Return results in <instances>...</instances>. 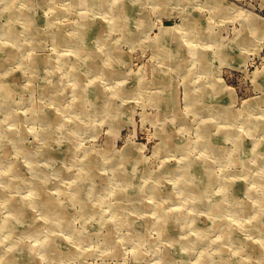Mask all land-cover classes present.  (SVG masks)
I'll return each mask as SVG.
<instances>
[{
  "label": "rangeland",
  "instance_id": "1",
  "mask_svg": "<svg viewBox=\"0 0 264 264\" xmlns=\"http://www.w3.org/2000/svg\"><path fill=\"white\" fill-rule=\"evenodd\" d=\"M12 2L16 14L27 12L32 21L29 27V21L10 18L11 6L0 0V264H12L4 259L8 254L17 264H166L162 259L166 250L174 256L175 264H181L184 249L160 237L154 223L164 212L172 213L168 226L176 235L194 237L195 242L185 246L191 247L185 263L206 254L214 264L232 252L239 253L238 260H245L249 252L248 260L261 264L263 260L255 255L252 245L245 248L231 243L227 253L216 249L208 241L216 236V229L200 239L195 223H207L208 210L201 211L200 206L198 210L195 199L186 205L179 203L176 182L167 168L182 167L186 162L208 163L204 173L198 170L205 178L215 177L203 194L208 209L230 174H244V165L237 159L240 148L229 133L247 140L242 141V151L252 140H263L262 132L250 136L245 131L244 119L251 113L264 123V0H108L123 7L118 10L120 16H130L121 20H114L116 12L105 10V2L98 0ZM187 14L194 15L205 28L200 30L204 35H199L200 31L187 35ZM49 19L54 22L51 27L62 30L67 40L78 28L87 31L90 23L106 24L103 30L107 36L102 38L110 39L109 52H116L112 62L117 75L110 78L100 70L98 74L90 71L82 80L84 85L98 81L102 98L94 104L82 101L78 114L65 113L63 121L54 118L55 114L68 112L75 95L65 68L30 66L33 59L67 57L72 62L75 58L70 40L57 42L47 34ZM36 21L41 24L37 31L33 27ZM128 23L135 32L131 41L125 30ZM8 24L24 33L16 43L19 47H12L23 50L18 56L8 54L12 44L4 32ZM165 30L177 37L162 35ZM95 44L98 59H109L107 46ZM50 85L51 93H45ZM116 85L126 87L128 93L116 94ZM60 92L63 97L55 101ZM208 94L212 106L206 100ZM105 99L111 100L113 111L100 115L98 102ZM253 100L255 107L250 106ZM202 125L207 127L212 148L202 145L206 142ZM72 126L77 130L71 153L63 156L65 141L70 139L58 130ZM165 135L178 148L165 145L160 149L166 143ZM128 146L134 152L123 163L124 168L120 153ZM222 148L229 150V158L221 157ZM108 151L109 157L99 165L100 154ZM135 157L140 158L142 168ZM86 162L99 174L85 176ZM123 173L127 182L121 179ZM249 173L247 182L254 187L251 178L255 171ZM152 184L158 185L160 195H152ZM254 188L263 198L264 186ZM39 190L44 195L39 196ZM131 190L137 195L134 199L128 197ZM167 191L175 195L168 197L163 193ZM45 196L52 199L55 209L51 201H44ZM177 213L185 217L180 219ZM234 232L251 236L247 230ZM136 235H140L136 245L126 238ZM260 249L264 256V244Z\"/></svg>",
  "mask_w": 264,
  "mask_h": 264
},
{
  "label": "bare ground",
  "instance_id": "2",
  "mask_svg": "<svg viewBox=\"0 0 264 264\" xmlns=\"http://www.w3.org/2000/svg\"><path fill=\"white\" fill-rule=\"evenodd\" d=\"M12 1L13 0H4L5 3H8L9 6H11V7H8V12L10 14V18H21L25 21H29L27 23L30 27V23L32 21V17L30 16V14L27 12H24V13L20 12L19 14H16V11L14 10V8L12 6V3H13ZM89 1H91V0H89ZM98 2L100 4L105 2V5H104L105 10L111 8L112 10H114L116 12V15L114 14V16H115L114 20H121V19L130 18V16L127 15L128 13L125 14L124 17H123V15L120 16V14L118 13V10L119 9L122 10L123 7H118L119 6L118 3L117 4H111L108 2V0H98ZM122 2H123V0H122ZM108 4H111L110 7L107 6ZM63 9H66V8L63 7ZM58 12H60V10L55 11V13H58ZM185 21H188V24H187L188 26L186 25V30H185V31H188L187 35H189V31H195L196 32V31H200V30L205 29V28L200 27L198 20L192 14L185 15ZM39 23H37V21H36V24L34 23L33 27H34L35 31H37L38 27L41 25ZM43 23H45V22L43 21ZM48 24L50 26L47 30V34L49 36H53L57 42L67 40L64 38L67 35L62 33V30H60L59 28L55 29V28L51 27V26H54L53 25L54 22L52 19H49ZM114 24H117V23L115 22ZM90 25L91 26L89 27V29L87 31H85L81 28H78L76 31L73 32L76 34H73V33L69 34V35H73V37H74V39H71L73 37H71L69 39L74 45V56H75V58H73L72 62H71L70 58L61 57V58H58L56 61L50 60V59H40L41 62H39V61H37V59H33V60H31V63H30V66L32 68H38V69H40V68H51V69L65 68L64 72L66 73V76H69L70 79L72 80V82L74 84V93H75L74 100L72 102L73 107L71 105L68 112L67 111L62 112V110H60L59 112L57 111V113L55 114L57 117H54V118L58 119L59 121L60 120L63 121L62 118L64 117L65 113H67L70 116L78 114V112L81 110L79 108V106H80L82 101H85V102L88 101L89 103L94 104L96 102V100H98V98H102V95L104 92H103L98 81L93 80L94 82L92 81V83H89V85L82 84L83 77L88 72L93 71V72H97V74H98L101 71V72H104L107 75V77H110V78L114 75H117V72H118V68L115 67V64H114L115 62L114 63L112 62V56H115L116 52L115 51L109 52L112 50V48L109 47L110 46V44H109L110 39L102 38V36H107V34H104L107 31H104L105 29L103 30V28L105 27L106 24L99 23L97 25H95V24L92 25V23H90ZM122 25L124 26V23H122ZM11 26H12V24H10V25L8 24L4 30V32L7 34L8 37H10V41L12 42V44H9L10 48L8 49V54L13 55V56H15V55L18 56L19 53H22L23 50L18 49V51L17 50L14 51V50H12V47H19V45H17L19 42V38H20V36H23L24 33H23V30H20V29L13 30L11 28ZM77 26H79V25H77ZM130 26L131 25L128 23L126 25L125 30H126L127 36L130 37L129 40L131 41V40L135 39L134 38L135 32H133V30L130 29ZM25 30H27V29H25ZM30 30L33 32V35L35 37L38 35L32 29H30ZM200 32L201 33H199V35H202L203 34L202 31H200ZM26 34H28V33H26ZM162 35L177 37L175 35V32H171V30H168V31L165 30L164 34H162ZM87 37L89 39H87ZM69 40H67V41H69ZM177 41L180 42L179 37H178ZM96 42L102 43V45L99 48H103L104 46H107V49H108L107 53L109 55H106V56L109 59H106L104 61H100L98 59V57H99L97 55L98 50L95 48ZM23 48L25 49L24 46H23ZM168 51H169V53L171 52L170 50H168ZM196 54H197L198 58L201 56V54H198V53H196ZM102 57H103V55H102ZM0 83H2V81H0ZM54 83H56L55 80H54L53 84ZM117 86L118 85H116V87L114 88L117 91L116 94L123 95V94L128 93L126 87H124V86H118L117 87ZM52 88H53V85L46 87L44 89L45 93H51ZM114 89L112 90V92L115 93ZM62 94H63L62 92H60V95L56 94L55 95L56 96L55 101L59 100V98H62L63 97ZM153 97H155V96H153ZM205 97H206V100H209L208 103H210V105L212 106L211 96L208 94ZM154 99H156V97ZM255 103L256 102L254 100L251 101L250 106L255 107ZM9 105L10 104H7L6 107H9ZM98 105L99 106H97V107L100 108V110L99 109H97V110H99L98 114H100V115H104V114L109 115V113H111L113 111L112 110L113 104H112L111 100H109V99H105L100 104L98 102ZM220 105L222 108L226 107V105H222V104H220ZM204 107H207V105H205ZM74 111H76V112H74ZM85 112L86 111H83V113H85ZM250 114L251 113H248L245 116V119H244L245 128L244 129L250 136L253 134V132H257V131L262 132V135H263L262 141L263 142L262 141L258 142L254 139V140H252L253 142H251L252 143L251 146L249 144L245 143L246 144L245 146L248 148H247V150L242 151L243 147H244L242 141L247 142V140L245 141V139L242 137H240L242 139V140H240L238 138L239 136H237V135L233 136L234 133L233 134L229 133V137H232L235 141V144H237V147L240 148V153H239V156L237 157V159L239 161H241V163L244 165V174L240 175V176L230 174V176H228V178L225 179L223 186L219 190V194H218L219 197L217 198L214 205H211L209 207L210 209H208L206 203H203L205 200V197L203 194H205V191H207L208 186L210 184H212V181L214 180L215 177H211V175H206V178H207L206 179L205 177L198 174V170H201L202 173H204V169H207L209 166L208 163L206 165L189 164L190 165L189 166L186 162V163H184V165H182V167L174 166V168H167V169L169 171H171L172 177L176 182V185L174 187H175V191H176L175 194H176V197H178L179 203L186 205V203L195 199L196 202L199 204L198 210H199V206H200L201 211H207L208 210V216L206 218L207 223H206V221L200 225H196L197 223H195L197 232L200 234V239H206L208 236L207 235L208 231L210 229H216L217 230L216 236L208 238V241L211 244H213V246L216 249H218L222 253H227L230 251V244L231 243H232V245H234V244L244 245L245 248H247V247L250 248L249 246L252 245L254 247L253 251L255 252V255L257 257H259V259L263 260L262 262L260 261V263L264 264V256L262 254L263 251H262V249H260V246L262 244H264V197L259 198L258 195L256 194L257 191L254 188L255 186H261V187L264 186V158H263V156H264V123H263V119L255 117V116H251ZM114 115H115V113L111 116L114 117ZM262 116H264V115L262 114ZM217 117H219V114H217ZM60 125H61V123H60ZM90 129H91V127H90ZM206 129H207L206 126H204V125L200 126V130L202 131V135L204 134L203 136H204V138H206V142L202 143V145L206 146L207 148H212V146L214 144L211 142L209 137L206 135V132H207ZM76 130H77V126H72V127L68 128L66 131H64L63 128H59V130H58L59 135L60 134L63 135V132H64V138L67 137L68 140L70 139L69 141H65L67 145L63 147V151H62L63 156L67 155L68 153H71L69 150L72 149V138H74ZM166 137H167L166 135L163 137V140H165L166 143H163L162 145H160V149H162L165 145H168L169 147L178 148L177 144H174L172 141H170ZM123 151H124V154L120 153V155H122L121 156L122 157V166L124 168H126V165H124V164L126 161L128 162V160H129L128 157L131 155L130 153H132L134 151H132L130 146H128L126 148V150H123ZM219 153H221V155H222L221 157H223L225 159L230 157V153H229V150L227 148L220 149ZM72 154H73V152H72ZM79 155H80V153H79ZM109 155H110L109 151L104 152V153L102 152L100 154V161L98 164L103 165V163L109 157ZM132 156H134V155H132ZM135 158H137V163L140 166V168H142L143 163L140 162V158L139 157H135ZM253 167H254V169H253ZM93 168H95L94 165L92 166V164L90 162H86L83 174L85 176H88V177H92L93 175H98L99 174L98 170H95ZM251 170L255 171L254 176L251 178L252 181L254 182V185H255L254 187L251 186L250 182H247V178H248V175L250 174L249 172H251ZM35 175H37V173H35ZM159 176H161V175L159 174ZM127 177L128 176L125 175V173H123L121 179L124 180L125 182H127ZM156 180H158L157 177L155 178V181ZM192 181H193V184H192ZM194 182H197V183L194 184ZM76 185H75V187H76ZM128 190L130 191V189H128ZM171 191H167V192H163V193H165L166 196L171 197V196L175 195ZM38 193H39V196L44 195L40 190L38 191ZM151 193L153 196L161 194L158 185L157 186L155 184L151 185ZM111 195L113 196V194H111ZM128 197L131 199H134L137 197V195L135 192H132V190H131ZM45 199L48 200V202L51 201L52 203H50V202L49 203H50L52 209H55L54 208L55 204H53L52 199L46 197V198H44V201H45ZM254 205H255V208L252 209V207ZM187 208H191V206H189ZM225 210L227 213H225L224 215H221L219 217L216 216V213L218 214L219 212L225 211ZM252 213H254V214L251 215ZM171 214L172 213H169V212H164L161 215L159 214L158 216L155 217V219L156 218L157 219L155 220L154 223L156 224L158 229H160V235H161L160 237H162L163 239H169L174 245L180 247L179 250H181L182 248L184 249V251L181 252V261H182L181 264H213L210 259H206L207 258L206 254H204L202 256L199 255L197 257V259H195L194 261H192L190 263H185V261H183L185 256L188 253V249L191 248V247L188 248L185 246H188L191 243H194L195 240H194L193 235L179 236V235L175 234L176 233L175 230L171 229V227L168 226V222H169V218H170ZM177 214H179L180 219L185 217V215H183L182 213H177ZM215 219H218V220H215ZM106 225H107V223H106ZM18 227L21 229V226H18ZM237 229L247 230V231H249V234L251 236L247 237V238H245L244 236H241V235L238 236L236 234V232H234V230H237ZM20 232L21 231H19L17 234L19 235ZM107 236H109V235H107ZM139 236L136 235V236H130V237H126V238L127 239L129 238L132 241L134 240L135 245H136L138 243V241H140ZM53 247L55 248L56 246H53ZM56 250H57V248H56ZM248 251L244 250L242 252L245 253ZM228 254H229V258L226 257L227 258L226 259V258L222 257L217 263H214V264H254V262H252L251 260H248L249 252H248V255L246 254L247 256H246L245 260H238V257H239L238 252H236V253L232 252V253H228ZM171 255L172 254H170L167 250L164 251V253L162 254V259L166 264H175V260L173 259L174 256H171ZM135 256L138 257L137 251L135 253ZM4 259L7 261L12 260L11 261L12 264L18 263L12 259L11 254L5 255ZM20 260H23V258Z\"/></svg>",
  "mask_w": 264,
  "mask_h": 264
}]
</instances>
